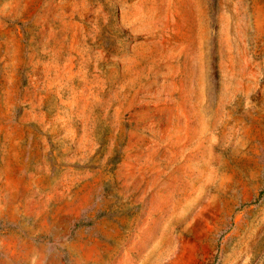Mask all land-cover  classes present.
I'll list each match as a JSON object with an SVG mask.
<instances>
[{
	"label": "rangeland",
	"instance_id": "374dc122",
	"mask_svg": "<svg viewBox=\"0 0 264 264\" xmlns=\"http://www.w3.org/2000/svg\"><path fill=\"white\" fill-rule=\"evenodd\" d=\"M0 264H264V0H0Z\"/></svg>",
	"mask_w": 264,
	"mask_h": 264
},
{
	"label": "trees",
	"instance_id": "16d2710c",
	"mask_svg": "<svg viewBox=\"0 0 264 264\" xmlns=\"http://www.w3.org/2000/svg\"><path fill=\"white\" fill-rule=\"evenodd\" d=\"M260 194H261V193H260ZM260 194H259V196H260ZM259 196H258V197H259Z\"/></svg>",
	"mask_w": 264,
	"mask_h": 264
}]
</instances>
